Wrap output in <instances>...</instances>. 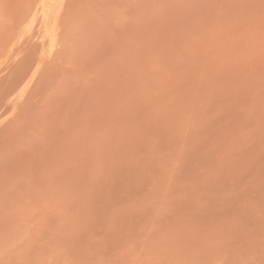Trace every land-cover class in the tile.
<instances>
[{"label": "rangeland", "instance_id": "1", "mask_svg": "<svg viewBox=\"0 0 264 264\" xmlns=\"http://www.w3.org/2000/svg\"><path fill=\"white\" fill-rule=\"evenodd\" d=\"M0 264H264V0H0Z\"/></svg>", "mask_w": 264, "mask_h": 264}]
</instances>
